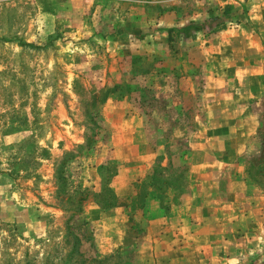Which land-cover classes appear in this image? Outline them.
<instances>
[{
	"label": "rangeland",
	"instance_id": "374dc122",
	"mask_svg": "<svg viewBox=\"0 0 264 264\" xmlns=\"http://www.w3.org/2000/svg\"><path fill=\"white\" fill-rule=\"evenodd\" d=\"M229 1L0 0V264L137 263L132 245L102 246L112 235L96 224V194L111 188L118 170L102 154L104 109L110 99L131 112L154 111L152 126L166 132L153 136L169 139L179 122L169 103L179 97L191 127L204 84L198 47L212 35L177 37L173 29L215 16L241 21L249 10L222 11ZM105 90L108 102L99 103ZM245 159L264 173L261 156ZM129 225L127 236H135ZM257 253L251 264H264V249Z\"/></svg>",
	"mask_w": 264,
	"mask_h": 264
},
{
	"label": "crops",
	"instance_id": "0c3cea01",
	"mask_svg": "<svg viewBox=\"0 0 264 264\" xmlns=\"http://www.w3.org/2000/svg\"><path fill=\"white\" fill-rule=\"evenodd\" d=\"M240 1L221 3V10L244 6L249 12L241 21L232 16L197 32L212 41L198 47L204 84L191 127L184 120L190 106L179 97L169 103L179 119L169 139L153 136L166 132L152 126L154 111L147 116L107 100L101 146L118 164L110 186L119 203L107 211L96 206V224L112 235L102 246L134 247L135 264H251L264 249V186L251 180L264 173L245 159L264 158V0ZM154 172L171 185L156 192L147 185ZM96 178L102 188L103 177ZM141 192L146 198L137 204L132 199ZM128 221L135 236H127Z\"/></svg>",
	"mask_w": 264,
	"mask_h": 264
},
{
	"label": "trees",
	"instance_id": "16d2710c",
	"mask_svg": "<svg viewBox=\"0 0 264 264\" xmlns=\"http://www.w3.org/2000/svg\"><path fill=\"white\" fill-rule=\"evenodd\" d=\"M225 18L224 17H213L210 19H207V21H204L202 23H188L185 24L181 27L178 28H174L173 32L177 37H180L183 35L184 38H188L190 37L192 34L200 32V31H204V32H210L212 31L215 27H218L222 24L225 23ZM112 93L111 91H103L102 97H100L99 103H104L108 97L109 94ZM264 141V138H263ZM263 163L262 165L264 166V158H262ZM158 168V166L156 167ZM155 170V169H154ZM264 176V175H263ZM262 178V179H259ZM251 180L253 182H255L258 185L264 186V178L263 177H258L257 179L254 177H251ZM57 184L59 185V188H64L65 186V178L62 176H59L56 178ZM149 186H151L152 188H154V190L156 192H158L160 189H162V187L164 188H168L171 185V182L164 180V181H159L155 175V172L152 173V176L149 179L148 184ZM161 195V194H160ZM97 197V202L96 204L98 205V207L102 210V211H107L109 209H112L114 207H116L119 203L118 197L117 195L114 193V191L107 187H103L101 189V191L99 193L96 194ZM86 198V197H85ZM85 198L83 199H79L77 201V203L75 204L74 209L77 211L76 212H81V207H82V203L85 200ZM144 198H146V195H143L142 192L139 193L138 195H135V197L132 199L133 201H136V203H140V201H142ZM159 198V197H158ZM165 197H161L158 200L162 201ZM177 198L176 195L173 196V200ZM67 201L70 200V197L68 196ZM134 205V202H133ZM74 240V244L72 246V249L70 251V255H74L77 254L78 252V247H79V240L77 237L73 238ZM106 260L103 259L102 261ZM100 261V262H102Z\"/></svg>",
	"mask_w": 264,
	"mask_h": 264
}]
</instances>
